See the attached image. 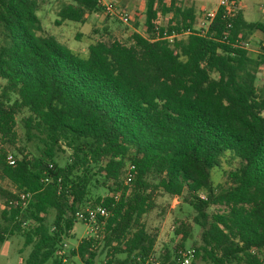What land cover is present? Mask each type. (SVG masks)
<instances>
[{"label": "trees", "instance_id": "obj_1", "mask_svg": "<svg viewBox=\"0 0 264 264\" xmlns=\"http://www.w3.org/2000/svg\"><path fill=\"white\" fill-rule=\"evenodd\" d=\"M38 10V0H0V241L23 231L32 247L25 264H71L74 257L94 264L100 244L101 264H143L160 234L144 216L162 190L196 211L202 233L194 258L264 264V54L237 43L255 40L264 23L248 21L240 9L224 41L228 21L219 11L206 35L188 34L193 5L147 0V35L134 32L130 44L95 41L84 58L41 34ZM103 10L101 0H75L58 16L83 23ZM159 14L172 17L157 25ZM165 31L184 37L171 41ZM25 111L39 155L6 147L15 144ZM64 147L72 153L61 165ZM132 164L137 174L127 186ZM214 171L226 180H212ZM95 187L111 195L91 203ZM21 193L30 194L26 205ZM99 205L109 216L64 262L58 250L76 213ZM191 231L184 221L176 229L183 250Z\"/></svg>", "mask_w": 264, "mask_h": 264}, {"label": "rangeland", "instance_id": "obj_2", "mask_svg": "<svg viewBox=\"0 0 264 264\" xmlns=\"http://www.w3.org/2000/svg\"><path fill=\"white\" fill-rule=\"evenodd\" d=\"M39 10L37 15L41 19L43 30L41 34L53 36L63 46L71 49L74 53L81 57H88V47L95 41H110L119 40L123 43L130 44V38L135 31V28L146 34L144 30L145 17L142 14L138 15L140 11L135 5L131 6L133 0H103L104 3H113L115 7H125L132 13V20L130 23H124L117 16L107 13L105 10L101 12H94L89 14L83 23L74 21H60L58 16L59 10L66 3H72L75 0H38ZM102 1V2H103ZM166 3H170L171 0H165ZM183 6H188V0H178ZM196 8H202L212 10L219 6L220 0H190ZM240 5L244 6V16L249 21L263 22L264 12L262 7L264 6V0H239ZM147 8V0H143ZM240 6V8H241ZM146 15V12H145ZM162 14H159L158 21L160 24L167 23L168 19L163 20ZM60 21V24L58 23ZM147 35V34H146ZM184 37L180 35L179 38ZM258 84H262L264 80V66L259 70ZM4 81L0 79V96L2 93V86ZM28 113L25 111L17 117L16 124V137L14 145H7L9 153L16 152L18 149H23L27 154L33 156L39 155V145L42 146L40 140L36 137L30 139L28 135V128L25 126L24 117H27ZM35 131V130H33ZM1 136V135H0ZM1 141V138H0ZM65 151L60 153L59 163L65 165L69 160L72 153L71 149L64 147ZM29 155V156H31ZM238 161H235L237 164ZM224 167L229 168L230 164L223 161ZM219 172L214 171L212 173V180L215 182L226 180V176L221 177ZM155 182V181H154ZM4 185H8L4 183ZM126 185V184H125ZM131 184L127 185L130 186ZM9 186V185H8ZM101 195L102 197L111 195L108 189L95 187L92 188L91 203H94L95 198ZM196 211L183 201L182 197H170L162 190L154 191V204L153 209L144 216V221L148 228H159L160 234L156 245L154 247L153 256L162 261V264H179L177 253L181 252L179 243L180 238L176 234V229L184 221L186 224H190L192 227L191 237L184 243V251L193 249L195 245L200 243L202 230L194 223V216ZM54 217L52 212L49 215V221ZM91 236L90 226L84 223L82 220H78L70 236L65 239L70 248H76L79 242L83 238ZM103 245L100 244L98 250V256L95 258L94 264H101L105 260V253L101 254ZM181 249V250H179ZM32 247L25 245L24 232H17L13 235H8L3 241H0V264H25L26 259L31 253ZM179 250V251H178ZM168 255L169 258L165 259ZM71 264H86L80 257H74ZM191 264H213L212 262L205 260L202 257L191 258Z\"/></svg>", "mask_w": 264, "mask_h": 264}, {"label": "built area", "instance_id": "obj_3", "mask_svg": "<svg viewBox=\"0 0 264 264\" xmlns=\"http://www.w3.org/2000/svg\"><path fill=\"white\" fill-rule=\"evenodd\" d=\"M101 0V3L105 7V11L107 13H110L112 15L117 16L120 20H122L124 23H130L132 20V13L128 8L120 7L117 8L114 6L113 3L107 4L104 3V1ZM240 1L239 0H220L219 6L210 11H203L199 17L196 18L194 29H188L186 33H197L199 35H206L209 31L211 25L214 23L219 11H222L224 19H226L227 26L226 30L223 32V40H228L230 36V31L233 28V20L235 16L237 15V12L241 9L240 8ZM262 12H264V6L262 7ZM156 24L159 25L160 22L157 20ZM184 34V33H183ZM179 33L173 32L172 34H169L167 31L163 33L164 37L167 39L173 41L175 38H179ZM238 45L245 47L250 52H257V53H263L264 54V41L263 40H238ZM9 163L13 164L15 162L14 157L11 155L9 157ZM137 174V168L135 165H130L128 168V171L126 173L125 177V184L129 185L134 180L135 176ZM116 200L119 199V193L113 195ZM21 199L23 200V204L26 205L30 194L29 193H21L20 194ZM109 216V211L104 206H97L93 208H88L86 210H79L76 213V217L78 220H82L84 223L90 226V232L91 236L98 233L101 225H103L101 218L105 219ZM69 244L66 240L62 241L60 248L58 250V255H60L64 262H68L69 258L66 257V254L69 250ZM194 249H189L183 252L181 250L180 254L182 255L183 259L180 262V264H191V258L194 256ZM143 264H162V261L155 258L153 255L149 256L148 259Z\"/></svg>", "mask_w": 264, "mask_h": 264}, {"label": "crops", "instance_id": "obj_4", "mask_svg": "<svg viewBox=\"0 0 264 264\" xmlns=\"http://www.w3.org/2000/svg\"><path fill=\"white\" fill-rule=\"evenodd\" d=\"M189 1V5L188 6H194L195 7V5L190 1V0H188ZM131 6L134 8V6L135 5H138L137 6V8L140 10V11H138V15L139 14H142L144 17H145V12H146V4L143 2V0H133L132 2H131ZM169 4V3H168ZM196 8V7H195ZM217 8V7H216ZM215 9V8H214ZM214 9H212V10H214ZM196 10H197V17H199L200 15H201V13L203 12V11H205V10H207V9H202V8H196ZM241 10H243L244 11V6L242 5L241 6ZM208 11H210V10H208ZM172 17V14H169V15H167V16H163L162 17V22H163V20H165V19H170ZM245 17V16H244ZM249 21V20H248ZM164 23V22H163ZM135 31L136 32H139V33H141V34H143V35H145L143 32H141V31H139V29H137V28H135ZM255 40H263L264 41V33H262V32H260V31H258V32H256L255 33ZM254 54H257V52H253Z\"/></svg>", "mask_w": 264, "mask_h": 264}]
</instances>
